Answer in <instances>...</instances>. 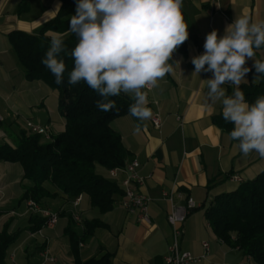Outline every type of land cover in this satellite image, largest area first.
<instances>
[{
  "label": "crops",
  "instance_id": "1",
  "mask_svg": "<svg viewBox=\"0 0 264 264\" xmlns=\"http://www.w3.org/2000/svg\"><path fill=\"white\" fill-rule=\"evenodd\" d=\"M25 1L0 0V143L13 144L16 134L28 130L27 120L51 128L53 136L63 132L66 125L59 110L58 92L41 81L26 79L9 40V33L15 30L38 33L57 15L62 1ZM182 14L191 36L186 53L174 52L173 61H169L174 72L166 74L159 87L144 89L152 118L141 122L127 114L111 123L130 153L128 162L137 157L141 163L144 182L139 190L151 199L150 222L141 221L138 213L126 210L121 204L123 196H118L112 210L99 213L91 208L87 195H80L76 206V198L58 192L55 198L41 202L44 208L60 214L56 226L33 233L27 229L31 215L27 201L21 202L24 186L30 181L19 163L0 161V229L12 217L10 232L22 230L8 250L7 264H42L45 249L55 261L44 264H75L68 226L80 237L79 254L83 261L111 252V264H166L173 234L168 213L172 204L186 203L189 197L197 207L184 223L181 247L201 256L205 252L203 242L210 244L208 258L197 264H259L214 233L206 208L216 196L257 177L264 170V158L255 152L245 156L239 142L214 122V116L222 113V104H212L207 98V80L213 73H194L192 59L203 54L206 35L212 30L223 36L226 26L243 15L253 21L264 20V0H183ZM254 51L255 60L264 59V46ZM254 62L246 61L251 71L241 83L253 82L259 75ZM260 81L261 77L253 83ZM223 87L226 94L234 88L231 84ZM156 115L163 121L160 128L153 122ZM137 124L141 125L138 132ZM97 171L112 179L106 168L98 166ZM235 175L242 181H232L231 176ZM121 177L115 180L120 183ZM74 213L81 216L82 224L73 219ZM96 218L104 225L83 237L86 221Z\"/></svg>",
  "mask_w": 264,
  "mask_h": 264
},
{
  "label": "trees",
  "instance_id": "2",
  "mask_svg": "<svg viewBox=\"0 0 264 264\" xmlns=\"http://www.w3.org/2000/svg\"><path fill=\"white\" fill-rule=\"evenodd\" d=\"M61 1L57 15L38 33L15 30L9 33V40L24 68L26 79L41 81L58 92L59 110L66 121L65 130L53 136L45 126L49 140L29 128L21 130L13 137V144L0 143V161L19 163L23 167L30 184L24 186L21 202L33 200L43 207V199L55 198L58 192L73 198L87 195L92 209L106 213L113 209L124 190L115 179L98 173L97 168L101 166L111 170L125 167L130 162V153L122 136L111 123L130 114L129 107L134 100L121 93L109 98L115 102V108L100 111L96 106V101L101 99L97 92L83 81L74 86L68 84V73L74 67V60L64 52L60 54L66 64L64 81L59 85L55 83L54 75L41 63L50 45L51 36L47 33L61 34L69 53L78 43V37L69 30V21L76 13L78 0ZM187 41L175 52L185 54ZM239 87L246 101L252 104L264 96V76L259 83H241ZM233 91L234 88L229 89L227 95H232ZM214 122L229 133L234 127L224 120L222 113L214 116ZM30 214L27 229L38 232L47 218L43 214ZM206 215L219 238L237 246L257 263L264 264V170L254 179L241 182L236 190L216 196L206 208ZM13 221L9 217L0 229V264H7L8 250L22 231L10 232ZM103 225L98 218L86 221L83 237ZM67 230L75 264H111V252L83 261L79 254L80 237L71 227L68 226Z\"/></svg>",
  "mask_w": 264,
  "mask_h": 264
},
{
  "label": "clouds",
  "instance_id": "3",
  "mask_svg": "<svg viewBox=\"0 0 264 264\" xmlns=\"http://www.w3.org/2000/svg\"><path fill=\"white\" fill-rule=\"evenodd\" d=\"M182 7L183 0H78L69 21L78 43L69 53L62 35L51 34L41 63L59 85L66 71L60 54H69L74 60L69 85L85 82L101 97L96 106L103 112L115 108L110 97L127 94L134 100L130 115L146 121L153 112L144 89L159 87V81L174 72L169 61L189 38ZM262 46L264 20L253 21L243 15L226 26L223 36L217 30L208 33L205 51L192 59L194 73H213L207 80V98L212 104H222L224 120L234 125L230 138L239 142L245 156L255 152L260 158H264V96L249 104L239 85L251 71L246 66L248 59L255 61L259 74L253 82L264 76V61L254 59V50ZM226 84L234 86L230 96L223 87ZM140 127L137 124V132Z\"/></svg>",
  "mask_w": 264,
  "mask_h": 264
},
{
  "label": "built area",
  "instance_id": "4",
  "mask_svg": "<svg viewBox=\"0 0 264 264\" xmlns=\"http://www.w3.org/2000/svg\"><path fill=\"white\" fill-rule=\"evenodd\" d=\"M151 90V89H148ZM2 120V117H0ZM154 125L157 128L162 126V119L159 115L153 118ZM27 128L33 133L42 134L46 139H49L48 135H44L43 131L40 129V122L28 121ZM141 163L137 157L133 158L125 167H117L109 170L110 176L116 180L120 176V185L124 190L121 204L122 206L130 211L136 212L139 215L141 221L150 222L149 215V203L151 199L143 194L139 190V186L143 184L144 177L140 173ZM232 181L241 182L242 179L235 175L231 176ZM166 198L172 201V196L168 193H164ZM81 201V196L74 200V204L78 206ZM29 212H38L29 207V201L27 202ZM197 207L195 200L189 197L186 203L183 204H172V208L168 213V221L173 228L172 241L169 246V253L165 257L166 264H197L208 258L210 252V244L208 242H203L205 252L201 256H194L191 252L183 250L181 247V237L183 235L184 223L190 214V212ZM48 215H54V222H50L49 228H54L59 220L60 214L45 213ZM73 219L82 224V218L78 213L73 214ZM41 232V231H39ZM42 256L44 257V264L46 261H55L54 256H51L48 249L43 250Z\"/></svg>",
  "mask_w": 264,
  "mask_h": 264
},
{
  "label": "bare ground",
  "instance_id": "5",
  "mask_svg": "<svg viewBox=\"0 0 264 264\" xmlns=\"http://www.w3.org/2000/svg\"><path fill=\"white\" fill-rule=\"evenodd\" d=\"M146 90H148V89H146ZM40 129L43 131L44 135H48L47 127H45V126H43V125L40 124ZM48 137H49V135H48ZM49 139H50V137H49ZM29 207H30V209H33L35 211H38V212H33L34 214H43L47 218L46 221H45V223H44V227L42 229H40L39 231H42L44 228H49L50 222H54V215H48V214H45V213L58 214L57 212H54V211H51L49 209H45V208L40 207L33 200H30L29 201Z\"/></svg>",
  "mask_w": 264,
  "mask_h": 264
},
{
  "label": "rangeland",
  "instance_id": "6",
  "mask_svg": "<svg viewBox=\"0 0 264 264\" xmlns=\"http://www.w3.org/2000/svg\"><path fill=\"white\" fill-rule=\"evenodd\" d=\"M28 121H31V120H27V121H26V126H27V122H28ZM50 130H51V128H50ZM51 134H52V132H51ZM50 139H51V138H50ZM47 140H49V139H47ZM29 201H30V200H29ZM27 202H28V201H27ZM38 205H39V204H38ZM45 209H48V208H45Z\"/></svg>",
  "mask_w": 264,
  "mask_h": 264
}]
</instances>
